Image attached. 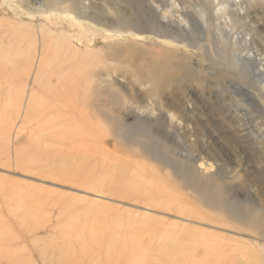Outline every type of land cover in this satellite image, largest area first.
<instances>
[{"label":"rangeland","instance_id":"obj_1","mask_svg":"<svg viewBox=\"0 0 264 264\" xmlns=\"http://www.w3.org/2000/svg\"><path fill=\"white\" fill-rule=\"evenodd\" d=\"M0 53V264H264V0H0Z\"/></svg>","mask_w":264,"mask_h":264},{"label":"bare ground","instance_id":"obj_2","mask_svg":"<svg viewBox=\"0 0 264 264\" xmlns=\"http://www.w3.org/2000/svg\"><path fill=\"white\" fill-rule=\"evenodd\" d=\"M43 1V0H42ZM41 3H43V2H41ZM43 5H44V3H43ZM227 5H228V3L226 2H223V3H221V8H222V10L221 9H219V10H221L220 12H222L223 11V13H224V11L225 10H227ZM45 6V5H44ZM78 6V5H77ZM219 6V5H218ZM54 8V7H53ZM241 11V10H240ZM34 12H36V11H34ZM47 12V11H46ZM50 12H52V11H50ZM49 11H48V13H50ZM81 12V11H80ZM199 12V11H198ZM36 13H38V12H36ZM42 13V12H41ZM200 13V12H199ZM47 14V13H46ZM220 14V13H219ZM43 15V14H42ZM200 15V14H199ZM70 16V15H69ZM243 16V15H242ZM163 18L162 19H166L165 18V16H162ZM200 17V16H199ZM222 18H224V17H222ZM200 19V18H199ZM202 20L204 19V18H201ZM46 20H47V17H46ZM44 21V20H43ZM203 23V22H202ZM46 26H48L47 24H46ZM46 26H45V29H46ZM18 27V26H17ZM40 27H42L43 28V25H41ZM39 27V28H40ZM49 30V29H48ZM54 30V29H53ZM49 34V33H48ZM93 34H94V32H92V31H90V30H88V29H86V30H84L83 32H76V33H73L72 34V36H71V38H73V39H75V38H77V39H80V38H84V39H87V40H89L90 38H89V36L91 37V35L93 36ZM107 34V33H106ZM110 34V33H109ZM109 34H107L105 37H107V39H111L114 35L111 33L110 35ZM220 34V33H219ZM116 36V35H115ZM118 36V35H117ZM50 39H51V37H49ZM15 39V38H14ZM49 39V40H50ZM50 45V44H49ZM49 45H47L46 44V46L47 47H49ZM132 45H133V43H132ZM9 46H10V44H9ZM17 46V45H16ZM32 47V46H31ZM10 48H12V47H10ZM8 50H11V49H8ZM13 50H15V49H12V51ZM48 50H49V48H48ZM19 50H16L15 52H18ZM11 53V54H15L16 55V53ZM37 53H39V52H37ZM44 53H46V52H44ZM48 53H49V51H48ZM6 54V53H5ZM8 54H10V53H7V55ZM20 54H23V53H20ZM0 55H2L1 53H0ZM7 55H2V57H3V59L5 58V57H7ZM24 55H26V54H24ZM5 56V57H4ZM12 56V55H11ZM44 56H45V54H44ZM13 57V56H12ZM23 57V56H22ZM35 57H37V55L35 54ZM42 57V56H41ZM40 56H39V58H41ZM254 55H252L251 53L250 54H248L247 55V59H248V61L250 60V59H254ZM13 58H16L15 56L13 57ZM20 58V57H19ZM47 58H48V56H47ZM1 59V58H0ZM34 60H36V59H34ZM38 60V59H37ZM47 60V59H46ZM259 60V59H258ZM40 61V60H39ZM256 61V60H255ZM44 62V60H42V63ZM37 63V62H36ZM31 64V63H30ZM35 64V63H34ZM236 64H237V66L239 65L237 62H236ZM3 65H4V63H3ZM38 65H40V64H38ZM1 66V65H0ZM242 66V65H241ZM24 67V66H23ZM49 69H51V68H49ZM242 69H243V71L245 72V71H247L248 69H249V67L247 66V64H244L243 66H242ZM260 68H257V70L253 73L254 75H257V74H260L259 72H260ZM25 71V70H24ZM249 71V70H248ZM30 77V76H29ZM57 79V78H56ZM9 80V79H8ZM10 84H11V82H10ZM21 84V83H20ZM19 84V85H20ZM23 85V84H22ZM22 85H20V86H22ZM23 87V86H22ZM263 87H264V83H263ZM15 88V90H16V87H14ZM8 91H10V90H8ZM7 92V91H6ZM9 93V92H8ZM16 93V92H15ZM14 93V94H15ZM26 94V93H25ZM5 96V95H4ZM11 100H12V98H11ZM37 101H39V100H37ZM7 102V101H6ZM9 103V102H8ZM10 104V103H9ZM8 106V105H7ZM29 108V107H28ZM19 112V111H18ZM17 112V113H18ZM19 113H21V112H19ZM15 114H16V112H15ZM18 115V114H17ZM22 115V114H21ZM19 116V115H18ZM25 117H27V116H25ZM28 118V117H27ZM37 120V119H36ZM94 122H96V121H94ZM46 123V122H45ZM42 124V123H41ZM40 127V126H39ZM46 127H48V126H46ZM45 129V128H44ZM44 129H42L41 128V130L43 131ZM44 131H46V129L44 130ZM39 132V131H38ZM70 133V132H69ZM40 134V133H39ZM202 176V175H201ZM198 177V176H197ZM205 178V177H204ZM192 179V178H191ZM191 183V182H190ZM189 183V184H190ZM213 185V184H212ZM210 190V189H209ZM215 192H216V190H214ZM218 195V194H217ZM217 197V196H216ZM202 198V197H201ZM209 198V197H208ZM208 200V199H207ZM206 201V200H205ZM200 203V202H199ZM208 205V204H207ZM264 215V210H263V208H261L260 207V210H255L254 211V213H248L247 214V216H245L244 218H241V221H242V223H246V224H248L249 226H250V228L251 227H253V230L257 233V234H261L262 235V233L260 232V228L262 227V226H264V217L263 218H261L260 216H263ZM228 231V230H227ZM246 231V230H245ZM248 231H250V230H248ZM235 233V232H234ZM233 233V234H234ZM245 233V235L247 234L246 232H244ZM253 234V233H252ZM244 235V234H243ZM242 235V236H243ZM241 236V237H242ZM249 246V245H248ZM258 247H259V249H258V251L260 250L261 252H264V245H262L261 243H258ZM252 249V248H251ZM251 251H253V250H251ZM258 251H256L257 253H259ZM254 254V253H253ZM262 259V258H261ZM248 263H249V261H248ZM247 263V264H248ZM262 263H264V261L262 260Z\"/></svg>","mask_w":264,"mask_h":264}]
</instances>
